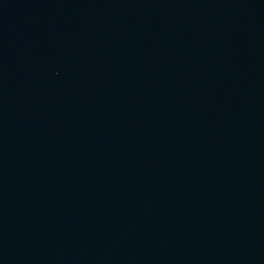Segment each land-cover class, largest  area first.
I'll return each mask as SVG.
<instances>
[{
  "label": "water",
  "instance_id": "95a60500",
  "mask_svg": "<svg viewBox=\"0 0 264 264\" xmlns=\"http://www.w3.org/2000/svg\"><path fill=\"white\" fill-rule=\"evenodd\" d=\"M0 264H264V0H0Z\"/></svg>",
  "mask_w": 264,
  "mask_h": 264
}]
</instances>
